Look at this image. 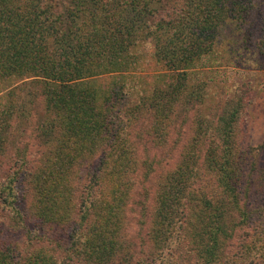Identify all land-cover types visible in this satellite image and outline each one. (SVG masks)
Returning <instances> with one entry per match:
<instances>
[{
	"label": "trees",
	"instance_id": "1",
	"mask_svg": "<svg viewBox=\"0 0 264 264\" xmlns=\"http://www.w3.org/2000/svg\"><path fill=\"white\" fill-rule=\"evenodd\" d=\"M230 26L264 59V0H0V264H264L250 90L187 118L189 73Z\"/></svg>",
	"mask_w": 264,
	"mask_h": 264
},
{
	"label": "rangeland",
	"instance_id": "2",
	"mask_svg": "<svg viewBox=\"0 0 264 264\" xmlns=\"http://www.w3.org/2000/svg\"><path fill=\"white\" fill-rule=\"evenodd\" d=\"M152 51L149 44L144 46L145 62L140 70L142 80L145 79L149 87L155 86L156 76L163 72L162 67L151 59ZM188 84L198 101L202 100L195 101V105L187 112L190 121L197 115V110L207 111L224 102L236 88L239 91L241 88L250 90V105L244 110L242 119L241 147L251 152V162L256 169H264V152L258 149L264 144V59L255 52L244 49L241 35L233 26L225 29L219 37L212 56L204 59L201 65L189 73ZM36 120L38 116H31L30 120L25 121V129L23 128L17 145L34 142L31 139V131H35L33 128L37 125ZM137 202L142 204V199L137 198ZM149 204L151 208V198H148ZM145 218H142L139 207L136 206L129 214L127 229L128 238L135 246L139 245L144 254L151 250L146 239L145 225H139Z\"/></svg>",
	"mask_w": 264,
	"mask_h": 264
}]
</instances>
